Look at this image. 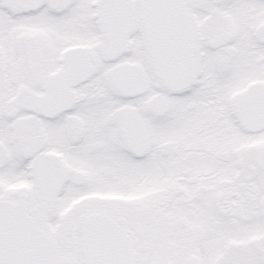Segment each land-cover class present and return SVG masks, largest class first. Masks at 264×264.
<instances>
[{
    "label": "snow or ice",
    "instance_id": "snow-or-ice-1",
    "mask_svg": "<svg viewBox=\"0 0 264 264\" xmlns=\"http://www.w3.org/2000/svg\"><path fill=\"white\" fill-rule=\"evenodd\" d=\"M0 264H264V0H0Z\"/></svg>",
    "mask_w": 264,
    "mask_h": 264
}]
</instances>
